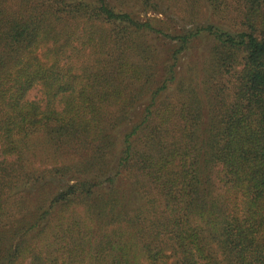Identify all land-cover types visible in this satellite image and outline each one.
Instances as JSON below:
<instances>
[{
	"label": "trees",
	"instance_id": "1",
	"mask_svg": "<svg viewBox=\"0 0 264 264\" xmlns=\"http://www.w3.org/2000/svg\"><path fill=\"white\" fill-rule=\"evenodd\" d=\"M138 255L264 264V0H0V264Z\"/></svg>",
	"mask_w": 264,
	"mask_h": 264
},
{
	"label": "rangeland",
	"instance_id": "2",
	"mask_svg": "<svg viewBox=\"0 0 264 264\" xmlns=\"http://www.w3.org/2000/svg\"><path fill=\"white\" fill-rule=\"evenodd\" d=\"M210 47L209 41H196L192 43L190 46V49L185 52L179 59V64H178V75H183V77H187L188 75L191 74H198V71L200 69L201 63L206 60L207 55L206 52ZM191 69L192 72L187 73V70ZM203 76V74H200ZM65 183H59V188L64 189L65 188ZM136 264H147L145 258L142 255H138Z\"/></svg>",
	"mask_w": 264,
	"mask_h": 264
}]
</instances>
